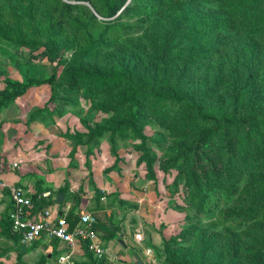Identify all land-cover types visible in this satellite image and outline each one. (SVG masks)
<instances>
[{
    "label": "trees",
    "instance_id": "1",
    "mask_svg": "<svg viewBox=\"0 0 264 264\" xmlns=\"http://www.w3.org/2000/svg\"><path fill=\"white\" fill-rule=\"evenodd\" d=\"M163 1L176 7L174 10L178 12L169 21L172 34L163 38L166 40L165 45H160L163 51L159 52L155 42L149 47L148 65L144 66L140 59L134 58L127 61L113 59L102 68L76 63L68 66L65 82L61 84L56 69L61 65L63 44L58 39L75 6L73 2H85L93 10L85 26L89 29L97 22L109 28L134 9L154 8V0H0V41L38 52L37 59L46 57L57 63L53 74L43 78L22 75L21 80H15L4 76L0 111L30 88L50 86L53 91L57 88L68 93L80 91L82 98L95 102L100 112L109 115L112 122L108 129L101 124L88 126L87 134L75 139L85 137L89 141L107 133L111 140L133 137L140 141L142 159L147 160L150 178L154 177L153 158L145 148L144 129L147 120L153 118L168 137L181 141L175 156L164 162L163 170L177 171L175 184L185 189L188 203L196 214L207 216L211 206L216 208L221 204L229 217L264 222V174L259 180L253 177L255 173H264V79L262 100L254 95V87L245 91L252 77L248 75L246 83L242 81L245 73L253 72L257 44L239 43L231 52L227 75L207 72L203 82H197L190 68L208 56L214 46L207 44L203 48L184 42L189 38L191 41L206 40L223 28L235 30L234 20L240 16L243 37L264 45V0H219L214 6L215 12L196 10L192 4L178 8L176 5L182 0H162L157 5ZM4 11L9 21H6ZM73 25L74 29L83 28L77 18L73 19ZM181 44L186 47L176 54L179 69L171 71L168 57ZM102 49L101 40L92 42L86 59L97 56ZM226 82L233 85V89L227 87L223 97H216L218 88ZM59 100L54 95L49 99L51 102ZM51 203L55 201L33 197V205L39 209ZM64 217L71 228L78 221L72 211ZM97 224L96 220L93 228L96 234L115 238L108 227ZM0 228V238L16 242L21 239L20 234L12 232L8 216L0 219ZM83 245L89 252L87 244ZM209 249L205 247L204 251ZM204 251L202 256H205ZM263 252L264 231L249 239L244 260L247 264H264ZM231 253L235 259L237 249L234 246ZM45 259L43 257L38 264H43ZM167 263L182 264L172 259Z\"/></svg>",
    "mask_w": 264,
    "mask_h": 264
},
{
    "label": "rangeland",
    "instance_id": "2",
    "mask_svg": "<svg viewBox=\"0 0 264 264\" xmlns=\"http://www.w3.org/2000/svg\"><path fill=\"white\" fill-rule=\"evenodd\" d=\"M160 1L162 0H154V8L146 6L130 11L109 28L97 22L89 29L85 26L90 18L89 14L94 13L93 10L85 2H73L72 5L75 6L67 16L66 27L58 39L63 44L61 65L56 69L60 83L65 82L68 66L76 63L83 62L85 65L102 68L113 59L127 61L134 58L140 59L144 66L148 65L151 54L149 47L154 46L152 43L155 42L159 52L163 51L160 47L161 43L165 45L166 40L163 38H169L172 34L169 21L178 12L174 10L176 7L166 1L157 5ZM218 3L219 0H182L176 6L184 9L192 4L196 10L215 12L214 6ZM4 16L6 21L10 20L6 11ZM74 18L80 21L83 28L74 29ZM234 21L235 30L223 28L206 40L198 38L191 41L189 38L184 41L203 48L207 44L214 46L208 56L190 69L197 82H203L204 73L207 72L227 75L231 52L235 46L241 42L257 44L253 72L245 73L242 81L246 83V77H252L253 80L248 82L245 91L254 87V95L262 100L264 45L243 37L240 16ZM97 39L102 41L104 49L97 52V56L86 59L89 44ZM185 47L181 44V49L178 47L172 50L167 60L171 71L179 69L176 54ZM37 54L38 52L15 48L0 41V89L4 86V76L15 80H21L22 75L35 78L51 76L57 63L50 62L46 57L37 59ZM236 86L241 87L238 84ZM227 87L233 89V85L226 82L218 88L216 97H223ZM51 95L60 100L49 101ZM110 122L112 118L101 113L95 102L82 98L80 91L68 93L60 88L53 91L50 86L30 88L0 111V158H17V152H20L21 158L18 157L16 162L18 168L37 171L35 162L31 159L47 155L51 148L46 147L55 143L59 154H71L69 157L73 161V167L77 166L78 180L83 178L96 187L99 182L110 183V178L116 182L124 178L120 195L126 204L133 206L127 212L134 229L132 231L139 232L135 234L140 245L137 249L138 256L143 258L145 264H168L170 259L182 264H247L244 249L251 237L264 231V222L253 223L236 216L229 217L222 210L221 204L216 208L211 206V213L207 216L196 214L188 203L185 189L182 185L175 184L177 171L171 168L163 170L164 162L175 156L181 141L168 137L164 128L153 118L147 120L144 129L147 138L145 148L153 158V178L148 176L147 160L142 159L140 141L133 137L111 140L107 133L89 141L85 137L75 139L78 135L87 134L88 126L101 124L108 129ZM46 142L50 144L45 146ZM86 149L93 154L88 157L90 161L85 166L82 153ZM25 160L31 162L26 163ZM86 173L88 176L85 177ZM263 174L255 173L253 177L259 180ZM106 177L109 179H105ZM100 178L103 180L100 181ZM109 190L113 188L110 187ZM73 198L75 200L78 197ZM50 243L53 246L57 244L54 240ZM46 246L47 243L42 240L25 242L20 239L13 247H8L6 241H0V264H37L47 254ZM233 246L237 249L235 259L231 253ZM205 247L210 248L208 252L204 251ZM258 250L262 251V248L259 247ZM203 251L205 256H202ZM262 255L264 256V252Z\"/></svg>",
    "mask_w": 264,
    "mask_h": 264
},
{
    "label": "crops",
    "instance_id": "3",
    "mask_svg": "<svg viewBox=\"0 0 264 264\" xmlns=\"http://www.w3.org/2000/svg\"><path fill=\"white\" fill-rule=\"evenodd\" d=\"M43 138L44 136L41 139ZM49 144L50 142H46L45 146ZM46 148H51V152L44 156L35 157L34 160L31 159L35 162L37 171L18 168L16 162L18 157L21 158L20 152H17V158L16 156L8 157V160L4 159V157L0 158V181L7 185L8 188L20 187L24 189L32 198H36L39 193L45 191L53 192L56 197L58 194L64 196L62 204L56 202L53 205L51 203L43 209H39L34 204L31 211L33 216H37L45 209H51L53 219L61 215L66 216L72 211L74 217L79 220L80 214L86 213L97 220V226L108 227L111 232L113 231L115 234L114 239H107L101 233L97 234V239L104 249L103 256L98 259L92 252L85 251L84 243L77 242L72 250L73 260L76 264H134L136 262L134 254H139L137 249L140 246L137 243L135 234L139 232L132 231L134 229L131 224L130 215L127 212V210L133 208V206H130L132 204H126L120 195V187L124 183V178H120L121 182H116L106 177L105 179H109L110 183L103 184L99 182L98 186L95 187V184L83 178L78 180L79 178L76 173L77 166L74 165L73 167V161L69 157L71 154H59L55 143ZM82 154L84 155V163H86L90 161L88 157L93 152L86 149ZM58 159L59 161H57ZM31 160H25V162L30 163ZM86 176H88L87 173ZM99 180L102 181L103 179L100 178ZM110 187L113 190L110 191ZM60 190H64V193H59ZM6 191L8 189L2 192L3 194L0 197V219L8 215L12 206L10 194ZM73 196H77L78 198L74 200ZM96 196L98 199H96ZM126 215H129V217ZM38 240L47 243V254L42 256V258L46 257L43 264H54L59 253L69 251L66 244L48 235H43ZM53 240L57 242L54 246L50 243ZM0 241H6L8 247H13L16 243V241L5 237H1ZM139 257L143 261V258Z\"/></svg>",
    "mask_w": 264,
    "mask_h": 264
},
{
    "label": "built area",
    "instance_id": "4",
    "mask_svg": "<svg viewBox=\"0 0 264 264\" xmlns=\"http://www.w3.org/2000/svg\"><path fill=\"white\" fill-rule=\"evenodd\" d=\"M10 192L11 209L8 212V220L14 233L20 234L21 240L32 242L43 235H48L66 244L69 251L59 253L54 264H76L73 260L72 250L77 242L87 244L88 250L98 259L103 256L104 249L97 239L93 230L96 219L90 214L81 213L78 223L70 227L63 215L52 218L51 209H45L37 216H33V198L20 187L8 188L0 181V195L7 190ZM38 200L55 201V194L51 191L41 192L37 195ZM139 239V236H137Z\"/></svg>",
    "mask_w": 264,
    "mask_h": 264
},
{
    "label": "water",
    "instance_id": "5",
    "mask_svg": "<svg viewBox=\"0 0 264 264\" xmlns=\"http://www.w3.org/2000/svg\"><path fill=\"white\" fill-rule=\"evenodd\" d=\"M63 195L62 194H58L57 195V197H56V202L58 203V204H62V202H63ZM61 215V214H60ZM134 257H135V259H136V262L134 263V264H144L143 263V261L141 260V258L138 256V255H136V254H134Z\"/></svg>",
    "mask_w": 264,
    "mask_h": 264
}]
</instances>
